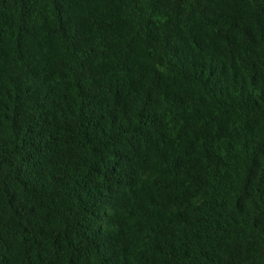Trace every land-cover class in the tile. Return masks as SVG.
<instances>
[{
    "label": "trees",
    "instance_id": "obj_1",
    "mask_svg": "<svg viewBox=\"0 0 264 264\" xmlns=\"http://www.w3.org/2000/svg\"><path fill=\"white\" fill-rule=\"evenodd\" d=\"M0 264H264V0H0Z\"/></svg>",
    "mask_w": 264,
    "mask_h": 264
}]
</instances>
